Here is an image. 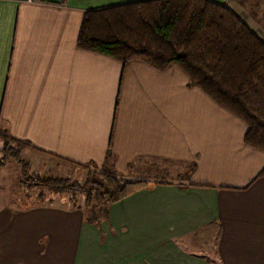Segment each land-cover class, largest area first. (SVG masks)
I'll return each instance as SVG.
<instances>
[{"label": "crops", "instance_id": "crops-1", "mask_svg": "<svg viewBox=\"0 0 264 264\" xmlns=\"http://www.w3.org/2000/svg\"><path fill=\"white\" fill-rule=\"evenodd\" d=\"M143 1L0 0V131L31 146L21 159L45 177L91 164L147 183L98 227L67 202L0 209V264H264V153L245 125L176 67L77 48L86 12ZM208 1L264 42V0ZM148 166L185 181L149 183Z\"/></svg>", "mask_w": 264, "mask_h": 264}, {"label": "trees", "instance_id": "trees-1", "mask_svg": "<svg viewBox=\"0 0 264 264\" xmlns=\"http://www.w3.org/2000/svg\"><path fill=\"white\" fill-rule=\"evenodd\" d=\"M76 44L123 66L141 62L158 73L176 67L187 88L198 89L245 125L247 147L264 153V42L227 8L208 0H151L88 11ZM0 138V169L15 162L22 184L27 178L30 189L68 197L67 202L81 210L90 225L106 220L111 205L147 184L109 170L82 183L72 177L31 180L29 166L20 158L22 148L15 150L12 145L31 146L1 131ZM73 165L87 169L88 164ZM262 176L264 168L257 175ZM38 200L37 206L44 202V194Z\"/></svg>", "mask_w": 264, "mask_h": 264}, {"label": "rangeland", "instance_id": "rangeland-1", "mask_svg": "<svg viewBox=\"0 0 264 264\" xmlns=\"http://www.w3.org/2000/svg\"><path fill=\"white\" fill-rule=\"evenodd\" d=\"M13 148H15V150H19L20 148H22L21 150H25L27 148H31V147H25L24 145H12ZM3 147V146H2ZM21 158V156H20ZM38 159V158H37ZM37 159H35L37 161ZM22 160V159H21ZM44 161V159H43ZM25 162V161H24ZM42 164V163H41ZM168 164H165L162 166V168L168 167ZM61 168H66V172L65 170L62 171L63 169L59 170H54L51 169L48 174L49 176H53L51 174L53 173H59L62 175L61 176H55L54 178H73L76 181H80L81 183L86 179V178H94L95 174H97L98 172H102L104 170L107 169V167H97L95 165H91L88 164L87 165V169H81L80 167H73L70 165H65L62 164L60 165ZM17 170V171H16ZM148 176H145V179L147 182H153V179H161V180H171V181H177V183H180L182 181H185L186 178V174H181V175H172L171 177L167 178V175L165 174V172H157L156 168L154 166H148ZM37 170H33L31 167H29V175H28V179H35L36 178H40V177H45V170H42L41 172H36ZM161 171V169H160ZM33 172H36V174H34ZM172 172V171H170ZM20 173V168L19 166L15 163L11 161V165H8L5 168V171H1L0 170V196L3 198V200H0V209L2 208H10V205L13 204V202H15V206L19 207V208H24V207H29L31 205L33 206H37V204L39 203L38 197L41 194H44L45 200L42 204L40 205H45L48 204V200H51V202H53L54 206H66L68 204H66L67 202V198L68 197H64V196H56V195H52L50 193H48L45 190H40V189H30L28 187V183H27V178L25 179L26 182H24L22 184V177L19 175ZM154 173V174H153ZM58 175V174H57ZM125 177V176H124ZM130 178V177H127ZM131 179V178H130ZM29 180V181H31ZM132 181H135L133 179H131ZM20 182V184H19ZM43 196V195H42ZM80 199V200H79ZM78 204H82V200L81 198H78ZM42 201V200H41ZM68 203V202H67ZM69 206H71L69 204ZM98 227V225L96 226Z\"/></svg>", "mask_w": 264, "mask_h": 264}]
</instances>
